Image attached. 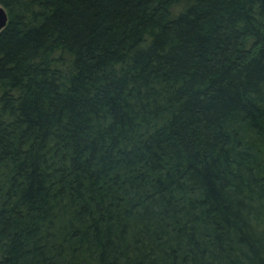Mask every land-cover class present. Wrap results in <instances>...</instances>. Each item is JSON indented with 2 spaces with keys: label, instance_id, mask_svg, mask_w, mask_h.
Instances as JSON below:
<instances>
[{
  "label": "trees",
  "instance_id": "1",
  "mask_svg": "<svg viewBox=\"0 0 264 264\" xmlns=\"http://www.w3.org/2000/svg\"><path fill=\"white\" fill-rule=\"evenodd\" d=\"M0 5V264H264V0Z\"/></svg>",
  "mask_w": 264,
  "mask_h": 264
},
{
  "label": "water",
  "instance_id": "2",
  "mask_svg": "<svg viewBox=\"0 0 264 264\" xmlns=\"http://www.w3.org/2000/svg\"><path fill=\"white\" fill-rule=\"evenodd\" d=\"M7 23V13L2 5H0V30L4 28Z\"/></svg>",
  "mask_w": 264,
  "mask_h": 264
}]
</instances>
